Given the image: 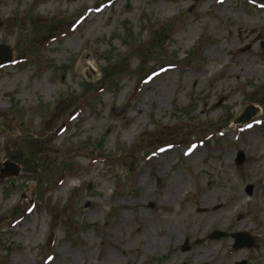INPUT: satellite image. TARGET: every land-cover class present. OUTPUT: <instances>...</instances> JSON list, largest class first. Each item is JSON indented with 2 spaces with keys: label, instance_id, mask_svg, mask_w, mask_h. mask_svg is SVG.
I'll return each instance as SVG.
<instances>
[{
  "label": "rangeland",
  "instance_id": "rangeland-1",
  "mask_svg": "<svg viewBox=\"0 0 264 264\" xmlns=\"http://www.w3.org/2000/svg\"><path fill=\"white\" fill-rule=\"evenodd\" d=\"M101 3L0 0L14 59L0 68V176L7 161L20 169L0 177V264H264L251 212L264 207V166L251 168L264 150V0ZM211 189L237 201L212 229L231 237L169 220L173 237L145 252L143 223L159 240V220L204 215ZM241 226L257 227L253 248L233 249Z\"/></svg>",
  "mask_w": 264,
  "mask_h": 264
},
{
  "label": "bare ground",
  "instance_id": "bare-ground-1",
  "mask_svg": "<svg viewBox=\"0 0 264 264\" xmlns=\"http://www.w3.org/2000/svg\"><path fill=\"white\" fill-rule=\"evenodd\" d=\"M211 52V51H209ZM234 124V123H233ZM258 145L256 144V148L258 149ZM255 148V147H254ZM252 158L254 159L251 163V168L253 169H256V168H261L264 166V150H259L257 154H253L252 155ZM178 182H184V177H180L178 176ZM215 187H217L218 189H222L224 188V186L222 184H217L215 185L213 188L215 189ZM171 188V187H170ZM214 189H211L209 192H208V195L207 194H204L203 198L201 200H199V207H202V208H205L206 209V212L204 215L200 216V217H197V218H193V219H190L189 218V213L186 216L185 214V210L183 209L182 212H180L179 210H175V211H170L171 212V215L169 218H167V220L165 221H162V220H159L160 222H164V225H165V229H163V231H160L158 233V237H159V240H156V237L155 235H152L154 233H156L155 229L153 228V225L155 224V222L152 223V228L150 227V223L148 224L147 222L146 223H143V220L145 217H141V223L142 226H146L147 228L145 229L144 227V230H145V237H146V244H144L145 246V252L146 251H151L152 249L154 251H159V250H163L164 246L167 244L164 242V239H168L167 241H169L172 237H173V232L168 228V226L166 225V222L169 221V220H177L178 223H183L182 220L184 221H187L186 223V228H187V224L190 223V225L192 226V230H188L187 229V232L188 234H190L191 236H196L198 234H204L206 233L207 231H210L212 230L213 228L217 227L219 229H225L226 228V221L230 220L234 214V207H236V204H237V201L235 202H232V203H226V194L224 195L223 194V198H224V201H223V198L220 196V192L218 190H214ZM179 190L178 187L174 186L172 187V189H170L167 193H166V196H167V204L170 208H172L173 204L175 203L176 201V192ZM128 201L125 202V205H127ZM239 204H242L244 205L245 204V201H243V199H239ZM213 205L215 206H219V209L217 211H213V213H210V210L213 208ZM238 205V204H237ZM230 211H233V212H230ZM230 212V213H228ZM252 214H254V216H258V215H261L264 217V207L262 206H254V210L251 211ZM241 217H243V214L241 215ZM130 219V218H129ZM120 221H124L123 219V216L120 217ZM157 221V222H159ZM189 221V222H188ZM156 222V223H157ZM177 223V224H178ZM193 223V224H192ZM263 226H264V223H263ZM243 227H247L245 229H243V231L241 232H244V230L250 232V231H257L258 229H256L257 227H252V226H241L240 228H243ZM172 228V227H170ZM214 231V230H212ZM187 234V235H188ZM178 237H175V241H174V244H177L179 241L177 240ZM203 253H200V257H202L204 255V252L202 250ZM258 257H260V259L264 262V250L261 254H258ZM199 258L196 253L194 254V259H197ZM205 258V256H203V259ZM261 262V261H260Z\"/></svg>",
  "mask_w": 264,
  "mask_h": 264
},
{
  "label": "water",
  "instance_id": "water-1",
  "mask_svg": "<svg viewBox=\"0 0 264 264\" xmlns=\"http://www.w3.org/2000/svg\"><path fill=\"white\" fill-rule=\"evenodd\" d=\"M114 0H102V4H107L110 3ZM3 26V22L0 19V28H2ZM13 62V51L12 48L10 46L7 45H0V67L10 64ZM256 114V110H254L253 108L249 107L245 110L244 115L238 120V122L240 123H246L248 121H250L253 116ZM236 122V123H238ZM244 160V155L242 153H240L238 155V158L236 160L237 163L241 164ZM19 166L15 165L14 163L7 161L4 163V169L1 171V178L4 177H11V176H18L19 175ZM222 234L219 232H215L212 237L213 238H219ZM243 234L240 235H235L234 237L237 240V244L235 247H240V241L243 240ZM187 249V247H185Z\"/></svg>",
  "mask_w": 264,
  "mask_h": 264
},
{
  "label": "flooded vegetation",
  "instance_id": "flooded-vegetation-1",
  "mask_svg": "<svg viewBox=\"0 0 264 264\" xmlns=\"http://www.w3.org/2000/svg\"><path fill=\"white\" fill-rule=\"evenodd\" d=\"M249 190H250V189H248V193H249ZM251 190H252V188H251ZM249 194H250V193H249ZM215 232H221V231H217V230L213 231L212 234H211V236H210L211 239H219V238L228 237V236L231 237L230 234L225 233V232H221V233H224L226 236L221 235L219 238H213L212 235H213ZM240 232H241V231H240ZM240 232H237V233H235V234H238V233H240ZM249 235H250V234H249ZM250 236L252 237V241L249 242V244H248L247 246H245V245H244V240H242V241H240V247H235L236 244H237V240L234 239V238L232 237V239L234 240V244L232 243L233 249H234V250H239V249H245V248H247V249L253 248L254 245H255V238H254V236H252V235H250ZM239 264H247V262H246V261H243V262H241V263H239Z\"/></svg>",
  "mask_w": 264,
  "mask_h": 264
}]
</instances>
